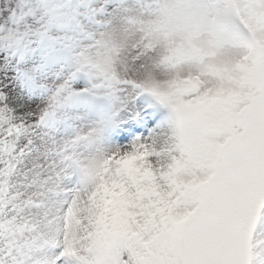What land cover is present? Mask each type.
I'll return each mask as SVG.
<instances>
[{"label": "snow or ice", "instance_id": "snow-or-ice-1", "mask_svg": "<svg viewBox=\"0 0 264 264\" xmlns=\"http://www.w3.org/2000/svg\"><path fill=\"white\" fill-rule=\"evenodd\" d=\"M0 264H264V0H0Z\"/></svg>", "mask_w": 264, "mask_h": 264}]
</instances>
